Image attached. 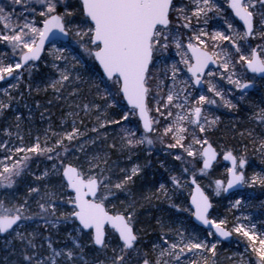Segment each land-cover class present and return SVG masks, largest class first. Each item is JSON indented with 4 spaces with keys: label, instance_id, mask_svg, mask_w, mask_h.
<instances>
[{
    "label": "snow or ice",
    "instance_id": "snow-or-ice-1",
    "mask_svg": "<svg viewBox=\"0 0 264 264\" xmlns=\"http://www.w3.org/2000/svg\"><path fill=\"white\" fill-rule=\"evenodd\" d=\"M85 57L102 69L97 79H85L81 73ZM45 61L58 78L49 77L46 87L35 88L37 93L51 89L60 99L68 88L69 97H79L88 85L104 104H70V130L56 132L49 125L43 140L37 135L31 146L9 148L0 143L6 150L0 160V189L4 190L0 264H219L218 245L234 234L245 241L244 251L229 259L234 264H264V221L258 229L249 216L237 217L232 224L227 218H214L213 199L198 182L222 154L231 167L226 179L214 181L215 196L238 186L264 187V170L251 176L245 173L247 146L239 154L231 149L218 152L209 140L220 124L212 109L238 108L222 82L238 90L240 100L256 87L257 77L264 82V0H188L179 5L174 0H9L0 4V83L7 85L0 98V117L23 100V73L31 81L38 71L36 62ZM26 88L30 95L33 85ZM113 108L121 109L119 119L108 115ZM81 111L95 113L90 129L77 126L83 125L82 119L77 120ZM157 117L163 118V126ZM21 119L15 116V135L23 141ZM250 119L261 130L259 138L255 129L238 135H247L255 150L264 153V107L254 109ZM133 120L134 127L130 126ZM66 122L62 120L61 126ZM111 125L120 127L119 144L108 142ZM4 133L13 135L9 129ZM165 138L170 141L167 149H179L169 154L183 165L179 175L170 176L173 191L191 189L190 204L182 207L171 202L164 184L157 194L143 199L165 197L176 213H189L207 230L201 235L181 220L158 218L160 242L146 250L137 201L128 187L142 167L120 169L121 178L115 162L110 164L111 152H130L156 140L163 143ZM98 142L107 144V149ZM34 157L52 163L36 175L30 171ZM25 175H32L34 181L26 196L21 201L10 199L8 191L15 193ZM121 193L128 194L129 200L117 207L113 200ZM30 200L37 210L33 211ZM242 205L243 200L236 199L232 208ZM66 206L70 207L62 210ZM62 225H71V231L61 245L52 232L58 233Z\"/></svg>",
    "mask_w": 264,
    "mask_h": 264
},
{
    "label": "rangeland",
    "instance_id": "rangeland-1",
    "mask_svg": "<svg viewBox=\"0 0 264 264\" xmlns=\"http://www.w3.org/2000/svg\"><path fill=\"white\" fill-rule=\"evenodd\" d=\"M174 2L177 3L178 5L181 3L187 4L188 0H174ZM0 4L7 5V4H9V0H0ZM17 11H20L19 7H17ZM72 47L75 48L76 46L72 45ZM77 51H80V50L77 49ZM9 55H10V53H9ZM36 63L38 65V71L40 69L44 68V69H46V74H45L44 79L41 81H39V80L34 81L31 79L32 80L31 82H32V84H34L35 88H36V86L46 87V82H47V79L49 77L58 78V75L56 74L55 69L51 68L50 63H48V61H45L44 64H42L40 62H36ZM45 64H48V66H45ZM94 66H97L96 63L94 62V60L85 57L84 58V67L81 69V73L83 74L87 70H91L88 72L90 75H92V72L94 70L93 69ZM21 71L23 72V70H21ZM36 74H37V71H34L33 75H36ZM23 75H24V79H26L28 77V74L26 72H24ZM98 75H102V74L94 72V77H95L94 79H97ZM24 79L21 82L20 86L23 84ZM26 80H28V79H26ZM105 80H106V78H105ZM31 82H29V83H31ZM222 83H223V86H224L226 93H230L228 98L232 99V102L234 104H237V103L246 99L247 94L244 96L243 100H240L239 97H240L241 93L238 90H234L232 85L227 84V81H224ZM6 86H7L6 84L0 83V98H4L2 89ZM100 87L103 88L104 84H101ZM35 88L33 90H35ZM25 89H27L26 86H25ZM14 93L15 92H13V95H14ZM17 99H19V97H17ZM30 100H31V97H30V99H27L26 97H24L23 100L19 104H16V103L13 104L12 108L10 109L9 115L5 119L4 125L2 126V129L0 130V143H7L9 148H12L13 146H17V147L25 146V147H27V146H31L34 143L35 137L37 135H39L41 137V140H43L45 132L49 128V125H51L52 130L56 131V132H63L65 130H70V126H71V119L70 118H67V116H66V118L63 119V120H67V122L63 126H61L62 120H60L58 124L53 125V123L51 122V115L48 113V111H45V110H39L38 111V107H37L36 103L33 104L32 101H30ZM92 102L99 103L102 106L104 104V101L100 100L99 98L97 100L92 99L91 103ZM24 104H27L28 107H24ZM241 104H242V102H241ZM77 111H80V110L78 109ZM120 111H121L120 108L109 109L108 115L112 118L119 119ZM226 112H231V110L224 108V107H219V108L214 107L212 109V115L213 116H219L220 117L221 116L220 114L226 113ZM16 115H20L22 118L20 121V131H21V135H23V137H24L23 141L18 140L16 138V135H15L16 131H17V129L15 127V125L17 123L15 120ZM82 115H85V114L82 113ZM92 115L94 117L91 120L92 121L91 126H88L84 122H83V125H81L79 123L77 124V126L80 127L82 131L84 130L85 126L90 129L95 124V113H93ZM152 115L154 117L156 116L155 113H153ZM4 116H6V114ZM78 118H77V120H81ZM157 118H159L161 120V126H163V124H164L163 118L162 117H157ZM124 123L126 125H128V122H124ZM135 124H136V120H133L132 124L130 126L134 127ZM5 129H9L13 133V135L11 137L5 135V133H4ZM141 132H142V127H141ZM141 132H137V136H139L141 134ZM88 135L94 136L95 134L89 132ZM108 136L111 137V139H110L111 142L115 141V143L119 144L120 143V127L117 125H111L108 129ZM212 138H213V133H211L209 135V140L212 141ZM54 139L55 138H52V140H54ZM168 142H170V141L167 138H165L163 143H161L159 140H156V142L152 146H148L147 144H145V145H140V146L132 149L130 152L128 150L121 151L125 155L122 156L121 159L114 164L115 172L121 178L123 176V173L120 172V169H130L134 164H140L142 167V171H141L140 175L138 176V178H140V179L144 178V179L150 180V177L153 176L152 175V173H153L152 166L150 163L143 162L142 157L139 156L140 153L144 152V157H147L151 162H153V159L155 158L154 163H157V166L159 167V169L162 170L161 173H165V175L158 174V176L156 177L155 181H157V179H159L161 181L158 183V186L153 193L149 194V189H150L149 187H147L148 190L146 189L144 193L143 192H135L134 190H133L134 191L133 192L130 190L131 198H134L137 201V206L139 205V207H144L146 209V213H144V215H143L144 217L139 216L140 213L138 212L139 227L142 228L143 230L145 229V226L147 225L144 218L148 217V219H149V217L152 216V212L153 213L156 212V215L158 216V218H162L164 220H173V221L181 220V221H183V224L185 227H187L189 229H193V227L188 223V218H187V217L191 218V215L189 213H176L174 209H171L169 207L170 202L165 197H160L159 199H156L153 196V198L150 201L143 199L144 196L157 194V190L159 188V185L164 184L166 186V188L169 190V196L172 197L171 202L179 203L182 207L189 206L188 205V198H189V193L191 191L190 189L181 190L182 194H181V191H173V186H172V183L170 180V176L171 175H179L180 169L183 167V165H181L180 161H175L172 158V155L169 154L171 152H178L179 149H177V150L167 149L166 144ZM215 144H216L215 146L217 147V149L220 152H221V150H229L228 149L229 147H227L222 141H219V142L215 141ZM98 145L100 148H103V149L105 148L103 146V144H99V142H98ZM242 148L245 149V146ZM89 150H91V149H89ZM5 153H6V150L3 148H0V160L4 159ZM239 153H242V151H240ZM129 157H131V158H129ZM255 157L258 160L257 159L253 160V159H251V157H247V149H246V158L248 161L250 159L249 162L252 163L251 164L252 166L250 167V170L247 173V176H251L256 172H261L262 170H264V153L258 152ZM82 158L83 157H81V159ZM158 158H161V160L156 162ZM72 159H73V163H75L76 162L75 159L74 158H72ZM189 159H191V158H189ZM51 163H52L51 161H45L43 157H34L33 161L30 164V171H31V173L39 175L44 170V168L47 166H50ZM161 165H163V166H161ZM158 167H155V171L159 170ZM216 169L213 172H208L207 175H205L203 177H198V182L204 183V185L206 187L205 188L206 193L209 194L210 197H212V199H213V202H214L213 217L214 218H220V219L227 218L229 223L232 224L235 222V219L237 217L249 216V217H251L252 221L257 224V228L259 229L261 227L260 222L264 221V194H263V197H260L258 199L256 198V194H258V192L264 193V190L261 189L262 187H260V186H255V187L245 186V188L243 190L244 193H239V194H236V195L229 197L226 200H222L221 196L223 195V192L219 196L214 195L215 184L212 183V178H213V176H218V179L224 180L225 176L222 177L221 175H223V174L226 175L228 167L225 166V164H223V163L222 164L219 163V168L217 170ZM147 171L150 173L149 175H151V176H149V178H147L148 177ZM164 176H166V177L163 180ZM115 178L116 177H114V179ZM32 183H34L33 176L32 175H25L22 178V180L19 182V186L15 190V193H13L11 190H9L7 195L9 196L10 199H15L17 201H21L27 194V189H28L29 184H32ZM146 192H148V193H146ZM3 194H4V190L0 189V195H3ZM236 199H242L243 200V205L240 209H233L232 208V203ZM128 200H129V195L126 193H121V194H119L117 199L113 200V203H115L117 205V207H120L122 201L126 204V203H128ZM29 203H30L33 211L37 210L34 202H32L30 200ZM221 206H223V208L225 206L226 210L224 212L222 211L221 213H219V212H217V210ZM67 207H70V206H66L62 210L66 211ZM169 210L172 212L171 216H169ZM33 227H35V224H33ZM157 229L160 230L159 226L157 227ZM41 230H43V229H41ZM69 231H71V225H68V226L62 225L59 232L57 233L56 231H53L52 235H53V238L55 240L59 241L60 244L62 245L65 242V240L67 238V233ZM160 232L161 231H159L158 234L155 236L156 238L154 240L156 243L160 242V240H159ZM48 234H49L48 232H45V235H48ZM145 234H146V232L143 231L142 238H143L144 243H145V240H144ZM202 234L203 233H201V235ZM240 239L242 241H244L243 238L240 237ZM69 243H70V241H69ZM244 243H245V241H244ZM244 243L241 247H240L241 243L239 244V242L232 241L231 243H229V245L227 246V251L230 252V253H228L230 255V257H233L234 254L243 253ZM0 255H2V254H0ZM246 258L247 257H245V259ZM231 261H232L231 263L234 264V261L232 259H231Z\"/></svg>",
    "mask_w": 264,
    "mask_h": 264
},
{
    "label": "trees",
    "instance_id": "trees-1",
    "mask_svg": "<svg viewBox=\"0 0 264 264\" xmlns=\"http://www.w3.org/2000/svg\"><path fill=\"white\" fill-rule=\"evenodd\" d=\"M93 69L94 70L92 72V75H90L89 72H88V71H91V70H87L86 72L83 73V76H84L85 79H89V78L94 79L95 78L94 77V72H97V73L100 74V71H99L97 66H94ZM45 74H46V69L42 68L39 71H37L36 75H32V80L41 81V80L44 79ZM26 79H28V77ZM26 79H24L23 84L20 86L21 91L24 93V97H26L27 99H30V97H31L30 101H32L33 104L36 103V105L37 104L39 105L38 111L39 110L48 111V113L51 115V122L53 123V125L58 124L60 120H63V119L66 118L67 112L70 110V108H69L70 104H73V105L74 104L83 105L85 103L90 104L92 99H95V100L98 99V96H97V93H96L95 89H91L90 90L88 85H84L83 86V91L81 92L79 97H69L68 96V92L70 91V89H68V88L63 90V93H62L60 99L56 98V96L54 95V93L52 92L51 89H49L47 92L40 91L39 93H37L35 90H33L31 92V94L29 95L28 92H27V89H25V86L29 82H31L32 80L30 81L29 79L28 80H26ZM31 84H32V82H31ZM32 85H33V89H34L35 88L34 84H32ZM40 88L43 89L44 87H40ZM14 95H16V93H14ZM49 101H51V103H49ZM75 110L77 111L78 109H75ZM9 113H10V109L5 113L6 116L0 117V130L2 129V126L4 125V121L7 118V116L9 115ZM82 113L83 112L81 111L80 112V116H79L78 119H82L84 123H86L88 126H91V124H92L91 120L93 119L94 116L92 114H90V115H82ZM227 135L229 136L230 139L226 138L225 142H227V143H225V145L228 146V147H234L233 140H231L232 136L235 135L234 132L230 131L229 134H227ZM227 135H226V137H228ZM110 139H111V137H109V140H108L109 143H111ZM242 143H243L244 146H247V148H246L248 150L247 151V157H251V159H253V160L257 159L255 156L258 153V151L255 150L256 145L253 144L251 138H249L246 135L245 139L242 140ZM103 146L105 147L104 149H107V144H103ZM124 155L125 154L122 153V152H116V151L111 152L110 164L112 162H115V163L118 162L121 159V157L124 156ZM139 156L142 157L143 162L151 164L152 169H153V173H152L153 176L149 175L150 173L147 171L148 172V175H147L148 177L147 178H149V176H151L150 180L144 179V178L140 179L137 176V177L134 178V183L129 185L128 187H129V189L131 191L134 190L135 192H143V193L145 192L147 187H149L150 188L149 189V194H150V193H153L155 191V189L158 186V183L161 181L159 179H157V181H155V179L158 176V174L165 175V173H161L162 170L159 169V167L157 166V163H154L155 158L153 159V162H151L147 157H144V152L140 153ZM69 159H71L72 162H73V159L71 157ZM159 160H161V158H158L156 162H158ZM155 167H158L159 170L155 171ZM165 177L166 176L163 177V180H164ZM216 179H218V176H213V178H212V183L213 184H214V181ZM201 185L204 186V188H206L204 183H201ZM261 189L264 190L263 187ZM146 193H148V192H146ZM221 199L222 200H226L225 198H222V197H221ZM137 210L140 213L139 216L144 217L143 215H144V213H146V209L144 207H139V205H138L137 206ZM225 210H226V207L224 206V208H223V206H221V207L218 208L217 212L221 213L222 211L224 212ZM213 211H214V209H213ZM171 215H172V212L169 210V216H171ZM187 218H188V223L194 229H197L200 232V234L205 231V230H202V229L194 226L192 224L190 218L189 217H187ZM144 219H145V222L147 223V225L145 226L146 234H145V239H144L145 240L144 245L146 247V250H150L151 245L155 242V240H154L156 238L155 236L161 230L157 229V227H158V225H157L158 216L156 215V212H154V213L152 212V216L149 217V219H148V217H145ZM233 241L234 242H239V244L241 243L240 247L244 243V241H242L240 239V237H238L236 235H234ZM228 245H229V243H225V242H221L218 245V248H217L218 257H217V259L219 261V264H232L231 263L232 262L231 259H229L230 255L228 254L230 252L227 251V246Z\"/></svg>",
    "mask_w": 264,
    "mask_h": 264
},
{
    "label": "flooded vegetation",
    "instance_id": "flooded-vegetation-1",
    "mask_svg": "<svg viewBox=\"0 0 264 264\" xmlns=\"http://www.w3.org/2000/svg\"><path fill=\"white\" fill-rule=\"evenodd\" d=\"M248 75L252 76L251 73H249ZM256 85L257 86L255 88H252L251 90L247 91L246 99L241 101L242 104H241V102L237 103V106H238L237 109H233V110H231V112H226V113L220 114L221 115L220 116V124L218 125L217 129L212 132L213 138H212V141H210L213 143L214 147H216L215 141H217V142L222 141L224 144L227 143L225 141H226V138L230 139L229 136L227 135V134H229L230 131H233L235 134L232 136V139H231V140H233L234 147H229L228 149L233 150L234 154H238L240 151H242V152L245 151V149L242 148V147H244L242 140L245 139L246 135L244 137H241L240 135H238L239 132H244L245 130L255 129L254 134H255V136H257L259 138L261 130H260L259 126L250 119V116L252 115L253 110L256 109L257 107H264V82H262L259 79V77H257L256 78ZM226 135L228 137H226ZM218 152H220V151L218 150ZM222 157H223L222 154L219 155V158L214 163L213 168L209 172L215 171V169L217 167L219 168V163L220 164L223 163V164H225V166H227L229 168L228 164L225 161H223ZM249 161H250V159H249ZM249 161H248V165L246 166V169H245L246 175L249 172L250 167L252 166L251 165L252 163ZM221 176L222 177L225 176V179H226L227 172H226V175L223 174ZM244 188H245V186H244ZM244 188L241 191L233 192L230 195H225L223 192V195L221 197L228 199L229 197H231L233 195H236L239 193H244L243 192ZM263 194L264 193H262V192H258V194H256V198L258 199L260 197H263ZM213 204H214V202H213ZM144 232H145V229H144Z\"/></svg>",
    "mask_w": 264,
    "mask_h": 264
},
{
    "label": "water",
    "instance_id": "water-1",
    "mask_svg": "<svg viewBox=\"0 0 264 264\" xmlns=\"http://www.w3.org/2000/svg\"><path fill=\"white\" fill-rule=\"evenodd\" d=\"M95 63H96V65L98 66V68H99V70H100V72H101V74H102V69L100 68V66H99V64H98V62H96L95 61ZM106 78V77H105ZM252 89V88H251ZM251 89H248V90H251ZM247 90V91H248ZM125 104H126V102H125ZM218 157H219V155H218ZM218 157H217V159H218ZM223 158V157H222ZM217 161V160H216ZM215 161V162H216ZM224 161V160H223ZM214 162V163H215ZM227 164H228V166L229 167H231V162L230 161H225ZM214 165V164H213ZM243 189V186H238L237 188H234V189H230L228 192H224V194L225 195H230L231 193H233V192H237V191H240V190H242ZM190 204V195H189V198H188V205ZM191 220H192V222L195 224V225H197V226H199V227H201V228H203V229H206L207 230V226H203V225H201L198 221H196L195 220V218L194 217H192L191 216ZM222 239V238H221ZM232 239V237L231 238H229V240H227V241H223V242H228V241H230Z\"/></svg>",
    "mask_w": 264,
    "mask_h": 264
}]
</instances>
